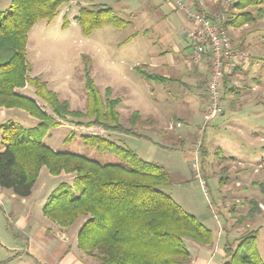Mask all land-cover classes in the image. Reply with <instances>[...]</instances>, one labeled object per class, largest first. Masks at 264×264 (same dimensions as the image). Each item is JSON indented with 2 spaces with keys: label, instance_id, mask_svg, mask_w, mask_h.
Listing matches in <instances>:
<instances>
[{
  "label": "rangeland",
  "instance_id": "1",
  "mask_svg": "<svg viewBox=\"0 0 264 264\" xmlns=\"http://www.w3.org/2000/svg\"><path fill=\"white\" fill-rule=\"evenodd\" d=\"M183 1L191 9L209 17L217 19L224 16L225 30L233 48L245 53L246 63L256 64L258 67L255 73L249 76L226 78L230 86L234 79L233 84L235 82L240 88H232L230 93H225V89L221 87L225 114L207 125L197 158L195 150L198 130L203 124L208 107L206 83L210 70L208 67L207 73H201V65L187 66L184 63L187 56L180 58L172 54L175 47L185 45L186 40L181 34L183 27L188 23L175 8L174 0H70L59 8L58 17L52 22L46 23V20H42L34 25L28 34L26 46L29 77H36L44 82L47 88L56 94L59 102H67L69 111L84 113L87 107L86 70L102 97L104 91L109 89L110 98L120 101L117 107L120 124L128 129L131 115L137 112L140 122H143L137 124L135 133L147 137L150 135L152 140H156L152 143L150 140L106 132L98 127L74 126L75 123H86V120L72 117L60 120L55 117L59 126L49 130L50 136H47L46 142L59 152L76 154L101 165H119L124 162L119 155L85 146L81 139L83 135L104 137L117 147L133 152L139 159L152 163L169 174L170 184L162 188V191L211 231L212 245L206 247L208 250L202 254L199 253V256L204 258V264H222L225 261L224 247L228 245L234 248L237 239L248 230L259 231L257 249L264 263L263 198L259 188L252 185L254 182L264 184V150L257 148L261 145L260 136H264V18L235 29L226 27V23L230 15L238 13L234 9L237 0ZM95 3L111 9L120 24H127L123 28L105 25L91 35L84 36L74 19L78 16L80 7L91 8ZM8 7L9 0H0L1 11L7 10ZM261 8L264 12V3ZM245 10L257 17L256 7L249 6ZM64 17L65 21L62 20ZM134 35L136 36L130 43H123ZM159 51L169 52L170 57H173L176 65L180 67L175 66L177 68L174 71L164 73L170 80L158 96L154 94L152 97L147 88H157L159 83L145 80L132 72L130 67L136 61H148L151 55ZM135 80L139 84H136V87L133 85ZM19 89H24L25 95L34 90L28 85ZM237 91L240 92L236 94ZM198 93H202L204 101L196 102L195 97L200 96ZM37 101V106L42 111L53 116L47 103L40 98H37ZM259 109H263L262 114H256ZM8 110L11 112L7 115V123L15 127L30 129L31 121H39L24 110ZM13 113H16L18 118L12 119L15 117ZM235 113L237 119L233 118ZM26 117L27 120L19 119ZM234 120L239 121L233 122ZM141 124L146 128L153 127L155 132L143 131L145 127H141ZM157 129H163L165 133L173 129L189 131L191 136L183 149L175 146L166 149L156 142L168 145L166 138L171 136H161ZM206 130L215 133L206 137ZM252 131L256 135H252ZM156 132L158 135L154 134ZM253 148L259 150L255 156L248 153L252 152ZM232 153L242 156H236L238 160L234 159L233 162L228 158L226 163L222 162V157H228ZM196 162L199 177L205 183L206 193L202 190L196 177L197 172L193 168ZM225 166L228 167V182L220 187L218 180L221 177L218 174H221ZM61 175L65 176L67 181L71 177L74 179V174L61 172L58 176ZM250 200L258 202L263 213L252 220L245 219ZM4 202V199H0V256L8 246L4 243L8 240L7 227L14 228L3 212ZM83 222L84 219L79 218L72 226L66 228L81 227ZM185 246L191 258L188 264H191L192 256L200 246L189 240H185Z\"/></svg>",
  "mask_w": 264,
  "mask_h": 264
},
{
  "label": "trees",
  "instance_id": "2",
  "mask_svg": "<svg viewBox=\"0 0 264 264\" xmlns=\"http://www.w3.org/2000/svg\"><path fill=\"white\" fill-rule=\"evenodd\" d=\"M69 2L9 0L8 9L0 10V108L21 109L39 120L32 129L10 123L2 127L0 188L24 199L30 196L41 167L52 176L61 172L74 174L70 185L60 184L49 195L43 215L61 228L72 226L79 218L84 219L77 234V246L83 254L94 257L100 264H188L191 258L185 240L209 247L213 237L194 215L162 191L170 184L168 173L98 135H83L81 139L87 147L119 155L123 164L101 165L76 154L55 152L43 143L49 130L59 126L55 117L84 119L86 123L72 124L146 139L135 133L137 124L141 123L139 114L133 113L129 128H124L117 112L120 101L110 98L109 89L102 97L86 70L87 107L84 113L69 111L67 102H59L44 82L27 75L29 32L39 21L52 22L59 8ZM263 3L264 0H237L234 9L238 13L230 15L226 27L239 29L262 20ZM249 6L256 7L257 17L245 10ZM74 20L84 36L105 25L123 28L127 24H120L111 9L99 4L80 8ZM135 71L148 81H169L148 74L143 67H136ZM226 78L223 77L224 81ZM25 85L33 88L35 96L49 105L53 116L16 92ZM227 161L222 157V162ZM228 175L225 166L218 174L220 187L227 184ZM252 185L259 188L264 205V184L254 182ZM248 205L245 219L263 215L258 202L250 200ZM258 234V230H248L237 239L234 248L226 245L222 264H264L257 249Z\"/></svg>",
  "mask_w": 264,
  "mask_h": 264
},
{
  "label": "crops",
  "instance_id": "3",
  "mask_svg": "<svg viewBox=\"0 0 264 264\" xmlns=\"http://www.w3.org/2000/svg\"><path fill=\"white\" fill-rule=\"evenodd\" d=\"M56 17H58V15ZM62 20L65 21V17L62 18ZM187 28H188V23L183 27V31L181 34V37L184 38V40H186L185 32ZM136 35H138V33H136ZM136 35L132 36V38H129V40H125V42L123 43H130V41H132L133 37L135 38ZM172 52H173L172 54H176L180 58L181 57L184 58V56L186 57L190 53V49L187 45V41H185V45H182L179 48L175 47ZM170 56L171 54L169 52L159 51L158 53L151 55V58H149L148 61L143 60L142 62L140 61L134 62V64L131 65L130 68L132 72L134 71L136 74H138L135 71V68L143 67L144 71L147 72L148 74H152L157 77L170 80L167 77V75L164 73H166V71H169V70L174 71L175 68H177L178 66L180 67V65H176V60ZM257 68L258 67L256 64L252 65L249 62L248 63L245 62L241 64L239 67H237L235 70H233L232 72H229L225 75L226 77H229V78H233L234 76L245 77V75L249 76L252 73L254 74ZM199 70L201 71V73L203 72L207 73L208 62H204L199 68ZM233 81H232V85L230 86L229 85L230 83L228 84L226 81H224V79H222V89H225L224 90L225 93L226 92L230 93V91H232V88H236L235 90H238L240 88L238 85L235 84V82L233 84ZM135 82L136 83L133 84L134 86L136 84L139 85L137 80H135ZM154 83H159V87L155 88V87L150 86L147 88L149 90V94L152 95V97L154 94L158 96L162 92L163 86L167 84V82H164V83L154 82ZM16 92L22 96H26L29 99L35 101V103L39 106V103H38L39 101H37L38 97L35 96L34 90L32 92L34 95H32L31 92L26 93L27 95L23 94L24 89H17ZM239 92L240 91H237L235 93L238 94ZM198 94L200 96H198V98L195 97V99H197L196 102L204 101L203 97H201L202 93H198ZM222 102H223V98H222ZM259 110L257 113L254 112V115L255 113L256 114L263 113L262 111L263 109H259ZM9 112L11 111L8 109L0 108V151L2 150V146H1V138L3 134L2 127L5 124H7V121L9 118L7 115ZM191 112L193 111L191 110ZM13 114L15 115L16 113H13ZM224 114L225 112L221 116H223ZM236 117L237 116L235 113L233 118L237 119ZM13 118L15 119L18 117H16L15 115V117H12V119ZM19 119L27 120L28 117L19 118ZM141 121L143 122V120ZM237 121L239 120H234L233 122H237ZM30 123H31L30 129H32L36 127V125L38 124V121H31ZM141 127H145L144 124L143 125L141 124ZM143 131L155 132L153 127L152 128L145 127V130ZM156 131L161 133V136H171L170 138H166V143L168 142V145H171V146L159 144L158 142H156L158 145H160V147L166 148V149L173 148L174 146L178 148L186 147L187 141L189 137L191 136V133L189 131L182 132V130L179 131V129L178 130L173 129V131L167 130L169 133H165L166 131H164L163 129H157ZM157 132L154 134L158 135ZM214 133L212 134V132L210 131L207 132L206 130L205 136L207 137V135L209 136V134L213 136ZM252 135H256V134L253 133ZM48 136H50V133L48 134ZM148 136L149 137L147 136H143V137H145L147 140H150V141H153V140L156 141L155 139L152 140L150 135ZM146 139H140V140H146ZM46 141H47V137L43 140V143L47 147L52 149L53 151L59 152L57 149H55L52 145L48 144ZM154 141L152 143H155ZM259 143L261 145H259L257 148L258 149L261 148V150H264V136L262 135L260 136ZM257 148H253L252 152H248V153L252 154L253 156L257 155L259 153V150ZM236 156L240 158L242 155L238 153L237 154L232 153V154H229L228 157L225 156V158H228L232 160L233 162L234 159H237L235 158ZM72 181H73L72 177L71 179H69V181H67L66 177L65 176L63 177V175L58 176V177H52L45 168H42L40 170L37 181L35 182L32 188L31 194L27 198L20 199L16 197L15 195H13L11 191L0 188V199L5 200L4 202L5 206H2L4 209L3 212L5 216L8 219H10V222H12L14 226L13 229L7 227L8 232H9L8 237H7L8 240L7 242H4V243L7 244L8 246L5 247L4 253H2V256H0V263H5V264H98V262L95 260L94 257L83 254L77 246V234H78L80 226H77L75 228L71 227L68 229L61 228L43 215V207L49 195L60 184L65 183V184L70 185ZM238 184L239 183H236V185ZM206 250H208V248L199 247V250H196L195 255L192 256L191 264H204V258L200 257L199 255L202 254V252H205Z\"/></svg>",
  "mask_w": 264,
  "mask_h": 264
},
{
  "label": "built area",
  "instance_id": "4",
  "mask_svg": "<svg viewBox=\"0 0 264 264\" xmlns=\"http://www.w3.org/2000/svg\"><path fill=\"white\" fill-rule=\"evenodd\" d=\"M174 6L188 22L185 37L190 53L184 63L187 66L195 67L208 62L210 70L206 83L208 107L204 115L203 124L198 130V143L195 150V158H197L198 149L207 125L224 113L223 94L221 92L222 79L225 74L232 72L245 63L247 56L245 53L233 48L225 30L224 16L217 19L209 17L191 9L183 0H174ZM193 168L197 172L196 177L202 190L205 191V183L198 174L197 162L193 164Z\"/></svg>",
  "mask_w": 264,
  "mask_h": 264
}]
</instances>
